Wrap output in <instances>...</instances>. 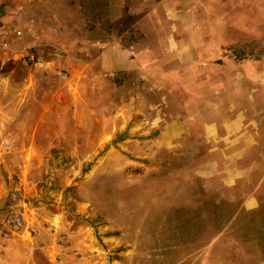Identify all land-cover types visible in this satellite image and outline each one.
Masks as SVG:
<instances>
[{
	"label": "rangeland",
	"instance_id": "1",
	"mask_svg": "<svg viewBox=\"0 0 264 264\" xmlns=\"http://www.w3.org/2000/svg\"><path fill=\"white\" fill-rule=\"evenodd\" d=\"M165 35L155 72L57 69L29 112L0 77L1 240L75 256L62 217L109 264H264V0H174Z\"/></svg>",
	"mask_w": 264,
	"mask_h": 264
},
{
	"label": "crops",
	"instance_id": "2",
	"mask_svg": "<svg viewBox=\"0 0 264 264\" xmlns=\"http://www.w3.org/2000/svg\"><path fill=\"white\" fill-rule=\"evenodd\" d=\"M1 1L2 22L23 33L22 38L11 35L12 52L0 56V77L11 85L16 113L40 104L57 69L65 70L76 84L93 81L96 88L100 80L139 73L143 67L155 72L162 57L174 51V40L163 41L164 33L174 31V0ZM25 48L49 64L47 72L23 57ZM48 219L75 237L77 246L69 249H79L75 256L66 258L57 246L51 251L49 236H60L59 231L54 228L51 234L42 228L44 246L25 240V234L8 241L0 238V264H109L92 228L79 222L71 231L67 223L77 221ZM33 224L45 223L35 217Z\"/></svg>",
	"mask_w": 264,
	"mask_h": 264
},
{
	"label": "built area",
	"instance_id": "3",
	"mask_svg": "<svg viewBox=\"0 0 264 264\" xmlns=\"http://www.w3.org/2000/svg\"><path fill=\"white\" fill-rule=\"evenodd\" d=\"M11 35H14L18 38H22L23 33L20 29L9 27L6 24H0V49L2 50H6L8 48L10 49ZM23 57L26 60L30 61V63L36 64L43 70L48 69V65L46 64V62L39 60L38 57L35 55V53L29 51V49L27 48L24 49ZM58 74L62 77L65 76V73L63 71H59Z\"/></svg>",
	"mask_w": 264,
	"mask_h": 264
}]
</instances>
